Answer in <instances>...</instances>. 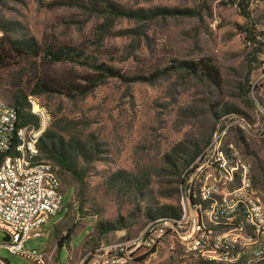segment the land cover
<instances>
[{
  "label": "rangeland",
  "instance_id": "1",
  "mask_svg": "<svg viewBox=\"0 0 264 264\" xmlns=\"http://www.w3.org/2000/svg\"><path fill=\"white\" fill-rule=\"evenodd\" d=\"M239 2L0 0L3 37L33 38L39 46V56L12 54V64L0 68V99L13 106L15 96L35 98L49 114L45 132L82 150L75 152L76 176L49 161L61 182L63 208L43 226L47 236L27 241L25 249L58 248L65 241L55 264H67L68 253L77 264L111 235L99 237V224H122L113 232L138 236L151 214H181V175L218 128L226 129L225 143L250 164L264 200V0H252L248 18ZM113 6L179 13L120 17L109 12ZM58 47L73 48L75 62L52 63L48 50ZM100 64L117 75L88 94L33 93L39 80L62 84L59 89L85 85ZM205 66L217 70L219 80L203 76ZM26 112L32 114L30 107ZM41 159L48 161L43 153ZM4 237L0 230V244ZM173 242L153 256L142 253L135 264H183L186 256ZM0 257L26 264L4 249Z\"/></svg>",
  "mask_w": 264,
  "mask_h": 264
},
{
  "label": "built area",
  "instance_id": "2",
  "mask_svg": "<svg viewBox=\"0 0 264 264\" xmlns=\"http://www.w3.org/2000/svg\"><path fill=\"white\" fill-rule=\"evenodd\" d=\"M246 3L253 8L252 0ZM28 103L37 124L17 128L14 108L0 99V230L8 237L0 249L26 264H55L57 246L24 247L47 236L43 226L62 211L65 197L54 166L39 150L49 114L35 98ZM226 135L218 128L182 173L178 218L152 221L138 236L114 231L77 264H135L142 253L153 256L167 241L178 242L183 264H262L264 200L254 188L250 164L225 143ZM0 264L10 263L0 257Z\"/></svg>",
  "mask_w": 264,
  "mask_h": 264
},
{
  "label": "trees",
  "instance_id": "3",
  "mask_svg": "<svg viewBox=\"0 0 264 264\" xmlns=\"http://www.w3.org/2000/svg\"><path fill=\"white\" fill-rule=\"evenodd\" d=\"M239 8L243 11V14L245 18H248V13L246 10H248V6L246 3V0H240L238 3ZM111 14L113 15H118L120 17H137V18H150V17H155V16H171L175 15L176 11H171V10H159V11H153L150 14H143L139 12H129L123 9H120V7H111L110 11ZM187 13V12H185ZM3 32L6 31L4 28H2ZM250 41L252 43H257V40L255 38L251 37ZM74 51L73 48L71 47H58L57 49H51L49 48L48 50V57H51V62L52 63H60L63 61H73L75 60L72 58V52ZM261 52L260 48H257L255 50V57H253L254 63L257 61V54ZM12 54H16L18 57L20 56H34L37 57L39 56V46L38 42L33 39H22V40H13L8 37H2L0 41V68H5L6 66H9L12 64V62L15 60L14 57H12ZM201 67V66H200ZM94 69L98 72L97 75L89 77L85 79L86 84L81 85V84H76V83H70L66 85V88L59 89V87H62L61 85L55 84L53 81H46V80H39L36 85H35V90L33 91L34 94H42V93H66V92H73L76 91L80 95H85L94 90L97 85L106 78L109 77H114L117 75V73L110 67L106 66L105 64H100L94 66ZM188 69L191 70H196V66L189 65ZM201 70V69H199ZM206 78H208L210 81L214 82L219 80V75L217 73V70L205 66V69H202ZM255 67H250L249 72L254 71ZM13 103L12 107L14 108L16 112V126L17 128H22L26 125H36L37 124V118L30 113H27L26 110L27 108L29 109V103L26 97L24 96H15L12 98ZM74 141L71 142H64L63 139H60V141L55 142L54 138L47 132L43 134V136L40 139L39 142V150L40 153L45 154L46 158L48 161H52L61 171L67 172L73 176L77 175L76 172V158L77 155H75V152L78 150L82 151L81 148H76L75 144L73 143ZM83 154V152H81ZM197 156V154H194L191 158V160L186 163L185 166H188ZM61 213V212H60ZM161 214L154 213L149 216L150 220L156 221L161 218H178L180 213H176L175 211L170 214L168 217H160ZM124 225L119 224L117 225L116 228L113 226L107 224V225H102L99 224L97 226V233L98 236H106L109 232H113V230L123 228ZM72 231V230H71ZM104 236V237H105ZM65 240V238H62ZM68 243V241H66ZM65 241H61L59 243V247L63 246Z\"/></svg>",
  "mask_w": 264,
  "mask_h": 264
},
{
  "label": "water",
  "instance_id": "4",
  "mask_svg": "<svg viewBox=\"0 0 264 264\" xmlns=\"http://www.w3.org/2000/svg\"><path fill=\"white\" fill-rule=\"evenodd\" d=\"M7 240H8V237L5 236L4 239H3V241H7ZM85 264H86V263H85Z\"/></svg>",
  "mask_w": 264,
  "mask_h": 264
},
{
  "label": "crops",
  "instance_id": "5",
  "mask_svg": "<svg viewBox=\"0 0 264 264\" xmlns=\"http://www.w3.org/2000/svg\"><path fill=\"white\" fill-rule=\"evenodd\" d=\"M74 234H75V233H74ZM74 234H73V235H74ZM73 235L71 236V238L73 237ZM49 240H50V239H49ZM50 244H51V243H50ZM53 264H54V263H53Z\"/></svg>",
  "mask_w": 264,
  "mask_h": 264
}]
</instances>
